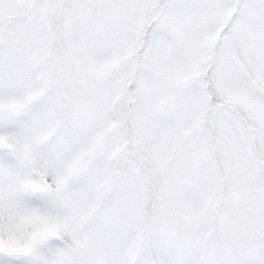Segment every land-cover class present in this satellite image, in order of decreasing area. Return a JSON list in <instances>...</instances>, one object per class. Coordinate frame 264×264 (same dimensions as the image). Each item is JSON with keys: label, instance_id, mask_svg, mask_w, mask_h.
<instances>
[{"label": "snow or ice", "instance_id": "1", "mask_svg": "<svg viewBox=\"0 0 264 264\" xmlns=\"http://www.w3.org/2000/svg\"><path fill=\"white\" fill-rule=\"evenodd\" d=\"M0 264H264V0H0Z\"/></svg>", "mask_w": 264, "mask_h": 264}]
</instances>
